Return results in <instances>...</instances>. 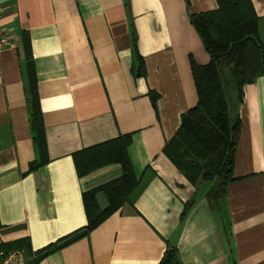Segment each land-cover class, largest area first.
<instances>
[{
	"label": "crops",
	"instance_id": "0c3cea01",
	"mask_svg": "<svg viewBox=\"0 0 264 264\" xmlns=\"http://www.w3.org/2000/svg\"><path fill=\"white\" fill-rule=\"evenodd\" d=\"M250 1L264 22V0ZM216 9L217 0H0L8 41L0 51V245L25 247L6 264H26L86 225L82 194L118 179L121 167L79 177L73 154L125 135L138 180L128 201L37 264H158L169 245L181 264H264V76L242 88L221 214L162 152L197 101L189 60L208 62L189 16ZM31 78L47 157L34 170ZM95 203L108 205L100 191Z\"/></svg>",
	"mask_w": 264,
	"mask_h": 264
},
{
	"label": "trees",
	"instance_id": "16d2710c",
	"mask_svg": "<svg viewBox=\"0 0 264 264\" xmlns=\"http://www.w3.org/2000/svg\"><path fill=\"white\" fill-rule=\"evenodd\" d=\"M189 22L208 56L205 65L189 60L190 73L196 91V104L181 115L180 126L165 143L163 154L179 174L195 189L205 185L204 200L209 209L221 214L225 207L226 186L232 177L234 152L239 137L238 108L242 88L264 76V24L250 0H217V9L191 14ZM264 37V36H263ZM25 46L27 42L25 39ZM28 51V48L26 49ZM136 53V49H133ZM138 59L136 76L144 77L143 63ZM30 63V62H29ZM32 68H29L30 77ZM29 127L38 161L30 165L34 170L47 162L41 112L35 92L34 79L28 83ZM233 103V113L229 110ZM130 135L73 154L77 176L111 163L121 167V176L94 190L82 194L86 225L34 253L26 264H37L41 258L86 236L107 217L117 211L137 187L138 180L127 156ZM102 192L107 207L99 210L95 193ZM193 205L190 200L181 217ZM22 240L0 245V264L13 252L24 249ZM158 264H181L176 247L167 246Z\"/></svg>",
	"mask_w": 264,
	"mask_h": 264
},
{
	"label": "built area",
	"instance_id": "2783aa9c",
	"mask_svg": "<svg viewBox=\"0 0 264 264\" xmlns=\"http://www.w3.org/2000/svg\"><path fill=\"white\" fill-rule=\"evenodd\" d=\"M6 46H8V41L3 30L0 28V51ZM2 264H6V260H4Z\"/></svg>",
	"mask_w": 264,
	"mask_h": 264
},
{
	"label": "rangeland",
	"instance_id": "374dc122",
	"mask_svg": "<svg viewBox=\"0 0 264 264\" xmlns=\"http://www.w3.org/2000/svg\"><path fill=\"white\" fill-rule=\"evenodd\" d=\"M263 29H264V24L261 25V30L263 31ZM261 35H262L261 38H263L262 40L264 41V37H263L264 36V33H262ZM229 110L231 112V117H232V113H233V103L231 102V100H229ZM208 185H205L204 186V189H206L208 187Z\"/></svg>",
	"mask_w": 264,
	"mask_h": 264
}]
</instances>
